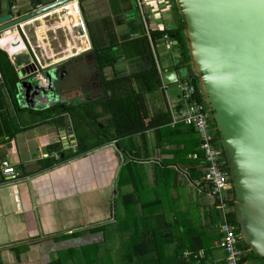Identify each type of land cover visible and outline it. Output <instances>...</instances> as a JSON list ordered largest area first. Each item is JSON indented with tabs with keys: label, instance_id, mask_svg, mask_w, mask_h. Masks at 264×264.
Masks as SVG:
<instances>
[{
	"label": "crops",
	"instance_id": "0c3cea01",
	"mask_svg": "<svg viewBox=\"0 0 264 264\" xmlns=\"http://www.w3.org/2000/svg\"><path fill=\"white\" fill-rule=\"evenodd\" d=\"M32 1L0 0V15L12 12L17 17L29 13ZM41 1L49 4L57 0ZM142 1L145 18L138 0H80L91 49L77 55H73V46L78 48L79 41L75 34L66 31L64 23H69L64 21L60 9L22 23L21 32L13 28L0 34V48L7 53L19 81L22 79L19 70L24 69L28 73L26 66L30 62L38 61L42 68L65 65L67 70L61 83V96L44 101L42 105L23 107L16 101V93L13 95L10 90L11 78V85L5 84L0 68V160L9 159L18 173L9 177L0 174V264H50L58 257L63 258V264H139L130 262L128 253L141 237L152 240L157 237L158 241V250L146 255L148 260L142 264H227L225 251L219 246V215L209 189L189 179L187 168L176 162L163 163L173 158L171 150L180 137H161L169 150L166 152L157 148L154 130L137 137L139 140L142 137L150 156L145 159L132 157L143 164L138 167L136 179L140 192L136 196L139 201L135 207L117 199L119 171L130 156L115 141L46 168V158H56L58 152L57 148L50 150L51 145H58L63 151L77 147L70 114L58 113L54 109L55 104L82 103L101 96L92 95L83 88L79 78L83 76L84 83L89 82L87 71L71 69L70 66L92 54L94 46L97 47L95 40H99L101 32L106 35L102 46L108 45L112 39L119 44L134 40L143 36L145 31L150 44L155 45L159 69L162 72L175 69L171 67L176 62L174 56L163 66L158 57L159 47L164 52L171 48L162 39L156 44L150 35L153 30L175 27L171 0ZM96 12L101 13L97 30L91 25ZM27 47L34 60L29 61L21 55ZM173 51L175 53L176 49ZM65 58L69 59L61 62ZM92 62L98 73L94 59ZM119 62L121 68L108 67L105 75L109 70L114 75L116 70L130 73L150 66L148 56L121 58ZM176 70L180 72L181 69ZM163 89H159L160 95L150 96L149 102L146 98L151 114L168 109ZM156 97H159L158 101ZM151 99L158 103L153 105V109L150 107ZM74 140L75 147L71 146ZM156 164L169 168L157 170L159 185L155 183ZM174 170L179 172V177ZM130 192H133V186L129 176H125L122 193ZM117 205L122 221L120 236L114 229ZM102 224H106V232L95 229ZM76 232L80 233L71 235ZM153 233L155 236L152 237ZM67 234L71 236L62 238ZM240 239H243L241 235ZM192 242L197 248L203 247L195 251ZM102 243L105 244L103 256L101 252L98 256ZM70 248H74L75 254L66 256Z\"/></svg>",
	"mask_w": 264,
	"mask_h": 264
},
{
	"label": "water",
	"instance_id": "95a60500",
	"mask_svg": "<svg viewBox=\"0 0 264 264\" xmlns=\"http://www.w3.org/2000/svg\"><path fill=\"white\" fill-rule=\"evenodd\" d=\"M64 1L69 0H33L29 13L0 15V34L13 28L21 32L22 23ZM177 2L186 21L192 68L225 158L230 181L225 193L234 206L239 234L251 251L264 257V0ZM59 67L42 68L35 61L26 66L28 73L19 70L16 101L33 107L61 96L67 70ZM187 78L186 69L163 72L166 85Z\"/></svg>",
	"mask_w": 264,
	"mask_h": 264
},
{
	"label": "trees",
	"instance_id": "16d2710c",
	"mask_svg": "<svg viewBox=\"0 0 264 264\" xmlns=\"http://www.w3.org/2000/svg\"><path fill=\"white\" fill-rule=\"evenodd\" d=\"M171 3L175 27L171 29L153 30L150 32V35L156 44L161 41L165 34H167L173 42L177 41L176 45L173 44V48L176 49L175 53H177L178 57L171 67L179 70H187L188 78L186 80L195 85V96L197 100L206 106L204 96L200 91L198 76L192 68L190 51L185 36L186 21L184 15L181 12L177 0H171ZM91 53L102 83L103 94L101 97L82 103L55 104L54 109L57 110L58 113L70 114L77 136V147L75 150L63 151L58 148V145H51L49 148L50 150L57 148L58 158L47 157L46 159L48 162L46 168L68 159L86 155L97 148L115 141L121 148L125 149L130 156L119 171L117 179V199L119 202L123 201L125 205L129 203V206L135 207V204L139 201L136 196H138L140 192V187L136 179L138 176V167H141L143 164L132 159V157L145 159L150 156V153L147 152L144 147L142 137L140 140L137 139V137L139 138V136L149 130H154L157 136L156 146L157 148H161L163 152L169 150L165 148V144L162 142L161 137H180L171 150L173 158L163 163L169 164L170 162H176L180 167L187 168L189 179L194 182H199L202 187L210 190L209 185L203 179L205 175V162L202 152L200 151V138L196 131L192 127L182 124L171 127V114L168 109H162L153 114H151L149 110L145 95L163 89V83L157 59L145 31L143 36L131 41H124L119 44L115 39H112L108 45L99 47L94 46ZM140 56L149 57V67L130 73L124 71L118 72L116 70L114 75L110 78L105 75V69L108 67L115 68L119 59H131ZM0 68L4 74L5 84H9L10 86L9 80L11 78L12 89L10 90L14 95L19 79L7 53L1 48ZM164 99L167 101L166 94L164 95ZM212 126L214 128L215 141L221 148L219 135L215 130V123L213 120ZM1 133L0 131V135ZM62 154L64 155L63 157ZM222 161L223 169L228 171L224 155ZM156 166L158 169L155 171V183L159 185L160 174H158L157 170L163 171V169L169 168H163L159 164H156ZM173 172L179 177V172L177 170ZM125 176H129L133 186V192L128 194L122 193ZM231 206L233 208L229 214V220L237 224L238 231H240L234 206L232 204ZM116 213L117 220L115 222V229L120 236L122 221L120 216H118V213H120L118 205ZM106 227V224H102L95 229L106 232ZM79 233L80 232H76L71 235L77 236ZM71 235L67 234L62 236V238L65 239ZM153 236H155V233L152 234V237ZM157 242V237H154L153 240L150 238L143 239V237H141L140 240L134 242L131 252L128 253L129 261H133L134 263L135 261L140 262L139 264L146 262L148 258L145 256L152 254L151 251L155 252L158 250ZM239 245L245 251V261L252 264H264V257L251 251L243 239H240ZM201 247L203 246L200 245L197 248L193 244V249L195 251H198ZM74 254V248L68 249L65 253L66 256H73ZM99 255L101 254L98 250V256ZM62 259V257H58L52 260L50 264H63ZM198 261L200 262L202 259ZM87 263L90 264V262Z\"/></svg>",
	"mask_w": 264,
	"mask_h": 264
},
{
	"label": "built area",
	"instance_id": "2783aa9c",
	"mask_svg": "<svg viewBox=\"0 0 264 264\" xmlns=\"http://www.w3.org/2000/svg\"><path fill=\"white\" fill-rule=\"evenodd\" d=\"M137 3L144 17V2L138 0ZM55 9H60L64 21H68V25L64 23L66 31L75 34L76 39L79 41L78 48L77 46H73L75 48L73 55L91 49L88 25L83 17L80 0L64 1L53 10ZM162 40L167 43L169 48H172L174 43L167 34L163 36ZM151 46L155 53L154 43H151ZM36 63L40 66L38 61ZM160 73L166 94L167 85L164 82L163 72L161 70ZM37 76L41 78L40 71L37 72ZM174 87L177 93V99L175 101H172L168 97V94H166L167 107L171 114L170 126L174 127L181 124L190 126L200 138V151L205 162V175L203 179L210 187V195L214 199L213 204L219 215V230L221 233L219 246L225 251L226 263L251 264L244 260L245 251L239 245L240 234L238 226L229 220V214L233 208L228 195L225 193L229 188V177L228 172L223 169L221 148L215 141L211 112L207 105L205 106L197 100L195 96L196 87L193 83L187 80H179L174 84ZM55 157L58 158V155L56 154ZM0 174L6 177L18 175L15 167L7 158L0 160Z\"/></svg>",
	"mask_w": 264,
	"mask_h": 264
},
{
	"label": "rangeland",
	"instance_id": "374dc122",
	"mask_svg": "<svg viewBox=\"0 0 264 264\" xmlns=\"http://www.w3.org/2000/svg\"><path fill=\"white\" fill-rule=\"evenodd\" d=\"M147 1H149V0H147ZM96 14H97V16L94 14L93 16H94V20H92L91 21V25H92V27L94 28V29H98L97 27H98V25L100 24H98V22H100V14L101 13H99V12H96ZM97 26V27H96ZM105 37H106V35L104 34V33H100L99 35H98V38H99V40H95V44L97 45V47H99V46H101V44H102V42H104V40H105ZM64 39H65V41H66V39H67V37H63ZM173 47V46H172ZM157 51H158V57H159V61H160V64L163 66L164 65V63L166 62V61H168L169 59H171L173 56H174V58H175V60L177 59V57H178V55H177V53H173L174 51H173V48H171V50L170 51H166V52H164L163 50H162V48L161 47H159L158 49H157ZM173 53V54H172ZM21 55L23 56V57H25L27 60L29 59V61L30 60H34V55H33V53H32V51L27 47V49L26 50H24V51H22L21 52ZM126 61V63L127 64H129V62H128V60H125ZM121 62H118L117 63V67L118 68H121V64H120ZM131 69H133V68H131ZM131 69H129V70H131ZM140 70L141 68H137V70ZM107 76L108 77H110V76H112L113 74H112V72L109 70V71H107ZM111 74V75H110ZM37 82H40V80H36ZM99 93H100V91L98 92V93H93L92 95H99ZM161 93L159 92V90H156V91H154V92H152V93H148V94H146V98H147V101L149 102V97L150 96H152V95H160ZM166 94H168V97L172 100V101H175L176 100V98H175V95L177 94L176 93V90H175V87L173 86V85H167V88H166ZM156 99V101H158L159 100V97H156L155 98ZM156 101H154V99H151L150 100V107L153 109V107L155 106V105H157L158 103L156 102ZM154 105V106H153ZM114 229H115V226H114ZM105 244L104 243H102V247H100V249L98 248V250H99V252H103V250H104V248H105V246H104ZM102 248V249H101ZM100 253V254H101ZM101 256H103V253H102V255ZM100 256V257H101ZM103 261H104V259H103ZM95 264V263H94ZM101 264H105L104 262H102Z\"/></svg>",
	"mask_w": 264,
	"mask_h": 264
},
{
	"label": "flooded vegetation",
	"instance_id": "af4514ba",
	"mask_svg": "<svg viewBox=\"0 0 264 264\" xmlns=\"http://www.w3.org/2000/svg\"><path fill=\"white\" fill-rule=\"evenodd\" d=\"M80 63H82V67H80ZM70 66H71V69L76 68L78 70V69L82 68L83 70L87 71L89 74V76H88L89 82L86 81L84 83L85 78L83 76L79 78V79H81L83 88L85 90H89L91 94L98 93L99 91H102V93L101 92L99 93V95L101 94V96H102V94H103L102 83L98 79V73L93 69L92 58L89 56V54L86 55V57L84 59H82V61H76L75 63H72ZM79 79H77V80L79 81Z\"/></svg>",
	"mask_w": 264,
	"mask_h": 264
}]
</instances>
